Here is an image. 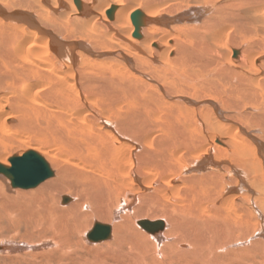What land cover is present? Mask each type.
Wrapping results in <instances>:
<instances>
[{
    "label": "bare ground",
    "instance_id": "bare-ground-1",
    "mask_svg": "<svg viewBox=\"0 0 264 264\" xmlns=\"http://www.w3.org/2000/svg\"><path fill=\"white\" fill-rule=\"evenodd\" d=\"M27 151L51 174L21 190L0 173V216L50 233L33 255L264 246V0H0V164Z\"/></svg>",
    "mask_w": 264,
    "mask_h": 264
},
{
    "label": "rangeland",
    "instance_id": "rangeland-1",
    "mask_svg": "<svg viewBox=\"0 0 264 264\" xmlns=\"http://www.w3.org/2000/svg\"><path fill=\"white\" fill-rule=\"evenodd\" d=\"M3 178L7 179L5 176H3ZM10 189L13 190L17 188H10ZM21 190H26V189H21ZM92 220L90 219L88 221V226L86 228H89L92 226L93 224ZM26 233L29 234V230H26V224L24 222H21L20 224H13L11 223V220L9 221L7 218L0 216V246L1 245L8 246L9 244L13 246L15 244L19 246H23L22 249L16 251L17 253H19L20 255L19 257H15L13 255L6 256V255H3L2 252H0L1 253L0 254V264H51V263L55 264L57 261V258L64 264H67L68 262H70L71 256L66 255L65 257H63L61 250H56L51 255H45V256L33 255V252H36L39 250L47 251L55 247L51 248V245H46V247L45 248L43 247V249L42 247L39 248L40 246H42V244H45V243L49 244L51 242L49 239L50 233L41 234L40 236V235H37L36 232H34L33 240H31L29 235H27ZM75 235L74 237L71 238L72 235L69 234L70 239L72 240V239L77 238L78 234L75 233ZM111 239H107V240L109 241ZM32 247H35V248H32ZM146 249H147L146 253H149V252L151 253V250H149L148 247H146ZM13 253H15V251H13ZM85 256L89 257V259H93L90 256V254H86ZM148 259L149 258L146 257L144 259L145 261L142 260L144 262L139 263V264H148L147 262H150V259L149 260ZM181 263H184V261H182ZM190 263L191 264H204V263H199L197 261H190ZM207 264H264V246H251V247L250 246H228V247H223V248L221 247L219 251L216 252V254L212 257L211 262Z\"/></svg>",
    "mask_w": 264,
    "mask_h": 264
},
{
    "label": "water",
    "instance_id": "water-1",
    "mask_svg": "<svg viewBox=\"0 0 264 264\" xmlns=\"http://www.w3.org/2000/svg\"><path fill=\"white\" fill-rule=\"evenodd\" d=\"M11 165L0 164V173L6 175L12 187L29 188L35 186L39 180L51 174L46 161L38 153L27 151L20 156H13L9 159ZM140 225L146 226L148 231L160 227L161 222H150L141 220ZM142 226V227H143ZM109 227L94 223L93 229L87 234L91 240H102L108 237Z\"/></svg>",
    "mask_w": 264,
    "mask_h": 264
}]
</instances>
